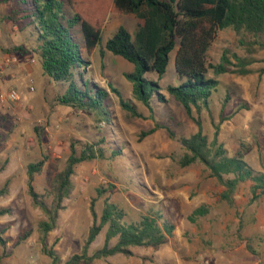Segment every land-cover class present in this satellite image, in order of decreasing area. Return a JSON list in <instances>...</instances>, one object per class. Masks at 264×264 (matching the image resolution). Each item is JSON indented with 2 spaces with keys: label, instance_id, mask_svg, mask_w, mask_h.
Listing matches in <instances>:
<instances>
[{
  "label": "rangeland",
  "instance_id": "obj_1",
  "mask_svg": "<svg viewBox=\"0 0 264 264\" xmlns=\"http://www.w3.org/2000/svg\"><path fill=\"white\" fill-rule=\"evenodd\" d=\"M29 2L0 0V168L5 165L0 173V188L10 181L9 194L0 198V207L11 209L9 215L0 217V232L5 231L3 237L8 242L4 247L0 245L2 264H52L41 252L38 223L45 216L28 195L26 172L30 163L48 157L34 181L37 192L44 194L65 167L72 140L81 144L104 140L108 156L113 150L122 153L77 166L72 191L64 201L65 209L48 238L49 246L58 251L61 264L81 253L93 223L90 205L94 199L99 215L105 200H109L124 208L130 219L138 220L151 210L161 213L174 225V231L170 243L157 252L132 247L131 257L116 255L93 264H191L202 262L200 256L205 254L217 264H264V200L250 204L251 182L239 186L235 207H231L220 199L224 188L202 164L179 166L178 160L185 150L165 129L139 141V134L156 123L169 127L177 137H189L197 131L185 109L166 90L171 84L177 85L175 52L160 80L168 102L161 107L153 105L152 112L133 97V84L126 77L134 70L133 65L109 52L101 56V49L119 27L124 26L133 38L137 31L135 14H111L103 28L101 43L91 57H86L91 63L85 75L109 91L111 86L117 88L125 99L132 100L142 117L125 112L118 95L111 92L110 119H99L93 113L56 101L57 93L66 86L52 82L44 74L33 52L36 36L26 18ZM74 37L81 44L80 26L75 28ZM240 38L231 29L219 31L207 51L208 62L218 64L227 50L240 57L247 56ZM18 46L24 47L27 54L20 55L15 50ZM7 56H17L18 61L5 66ZM254 57L257 61L251 68L255 71L264 68V50H258ZM27 58H34L37 63L33 65ZM208 76L219 80L220 85L213 93L209 110L204 109L201 115L205 134L212 140L213 121L218 122L222 113L231 116L221 127L220 141L231 155L241 142L249 145L251 151L246 154V161L256 170L264 171V75L259 78L256 72L247 76L231 73L216 76L211 70ZM149 77L157 79L155 74ZM10 88L18 91L19 103H12ZM243 104L248 109L240 110ZM194 115L197 116L195 112ZM102 190L106 193L100 197ZM202 205L209 206V214L191 222L189 216ZM29 231L28 238L20 240ZM105 233L106 228L91 245L90 254L103 246ZM240 235L249 238L254 253L246 249Z\"/></svg>",
  "mask_w": 264,
  "mask_h": 264
},
{
  "label": "trees",
  "instance_id": "obj_2",
  "mask_svg": "<svg viewBox=\"0 0 264 264\" xmlns=\"http://www.w3.org/2000/svg\"><path fill=\"white\" fill-rule=\"evenodd\" d=\"M27 5L26 18L36 36L33 52L40 67L52 82L66 86L65 90L57 93L56 101L105 120L110 119L111 92L118 95L121 108L129 115L142 117V114L132 100L125 99L117 88L111 86L109 91L86 78L85 72L91 63L86 57H91L101 43L103 28L111 14H135L138 19L135 37L124 26L119 27L101 49V56L109 52L133 65L134 70L126 74L133 84V97L154 112L153 105L161 107L168 102L160 80L167 73L175 52L177 85L171 84L166 90L197 126L196 133L191 136L177 137L169 127L156 123L139 134V141L165 129L169 137L178 139L185 150L178 160L179 166L188 168L202 164L210 177L224 188L220 194L222 201L235 207L237 190L246 182H251L250 204L264 200V171L256 170L245 159L251 147L241 142L231 155L220 141L221 127L231 116L226 117L222 113L218 122L213 121L212 140L205 134L201 119L203 110H209L213 93L220 85L219 80L208 76L211 70L216 76L229 73L247 76L256 72L259 78L264 75V68L258 71L251 68L257 61L255 53L264 50V0H30ZM77 26L81 27L83 34L81 44L74 37ZM227 29L241 37L240 45L247 48L248 55L240 57L227 50L218 64L209 63L207 51L211 43L219 31ZM249 37L252 40H247ZM15 50L20 55L28 52L22 46ZM151 74H155L157 79H151ZM241 109H248V106L243 104ZM104 144V140L85 144L72 140L65 167L56 175L51 189L44 194L37 192L34 181L48 157L27 166L28 195L45 216L38 223L41 252L52 264H61V258L58 251L49 246L48 238L57 228L60 212L65 209L64 201L72 191V178L77 166L84 162L115 158L122 153L121 150H113L108 156ZM4 169L5 165L0 168V173ZM9 191L8 180L0 188V198L7 196ZM103 193L106 191H99V196L102 197ZM96 201L94 199L90 205L93 223L83 249L65 264H93L116 255L131 257L134 255L132 247L157 252L170 243L174 225L163 214L151 210L134 220L124 208L105 200L99 215L95 209ZM209 212V206L202 205L188 219L195 223ZM10 213V208L0 207V217ZM104 228L103 246L90 254L91 245ZM4 233L0 232V245L3 247L8 244ZM30 234V231L27 232L20 240H26ZM239 238L246 249L254 253L249 238L241 235Z\"/></svg>",
  "mask_w": 264,
  "mask_h": 264
},
{
  "label": "built area",
  "instance_id": "obj_3",
  "mask_svg": "<svg viewBox=\"0 0 264 264\" xmlns=\"http://www.w3.org/2000/svg\"><path fill=\"white\" fill-rule=\"evenodd\" d=\"M27 59L33 65H35L37 63L36 59H34V58H27ZM17 61H18V57L17 56H7V57H5L4 65L5 66H9V65H11L13 63H16ZM31 83H32L31 84L32 91L34 92L35 91V88L33 86L34 83H33V81ZM9 97H10V99H11L13 104H17L21 100V97H20L18 91L15 88H10ZM104 183H107V181L104 180ZM200 258H201V261H202V262H200V264H214V262H211V258L207 254L200 256Z\"/></svg>",
  "mask_w": 264,
  "mask_h": 264
},
{
  "label": "crops",
  "instance_id": "obj_4",
  "mask_svg": "<svg viewBox=\"0 0 264 264\" xmlns=\"http://www.w3.org/2000/svg\"><path fill=\"white\" fill-rule=\"evenodd\" d=\"M172 262H165L164 264H171ZM180 264H182V262H179ZM215 264H217V262H214ZM191 264H200L199 262H191Z\"/></svg>",
  "mask_w": 264,
  "mask_h": 264
}]
</instances>
